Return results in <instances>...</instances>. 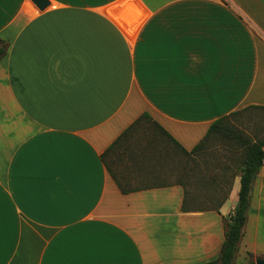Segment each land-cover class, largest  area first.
<instances>
[{
	"label": "crops",
	"instance_id": "0c3cea01",
	"mask_svg": "<svg viewBox=\"0 0 264 264\" xmlns=\"http://www.w3.org/2000/svg\"><path fill=\"white\" fill-rule=\"evenodd\" d=\"M47 1L0 0V264L215 260L239 177L217 211H184L147 171L160 141L189 152L264 107V0ZM248 253L264 258V160L234 264Z\"/></svg>",
	"mask_w": 264,
	"mask_h": 264
},
{
	"label": "rangeland",
	"instance_id": "374dc122",
	"mask_svg": "<svg viewBox=\"0 0 264 264\" xmlns=\"http://www.w3.org/2000/svg\"><path fill=\"white\" fill-rule=\"evenodd\" d=\"M253 8L258 17L264 20V17L260 16L264 6L254 4ZM223 124L229 129L240 132L242 136L248 137L251 142L264 138V111H241L229 116ZM171 143L166 140V143L160 141L158 144L155 168L153 171H147L151 175L147 177H150V181L146 182L145 186L182 183L187 191L196 196L200 202L208 201L207 198L210 197L214 199V195L216 198L223 195L220 183L216 186L215 180L217 183L223 178L229 180L232 183L230 186L232 189L233 182L239 175V162L244 150L238 140L234 141L230 137L212 134L200 150L189 155L182 150L172 152L170 148L174 149V145L172 146ZM236 184L239 186V180ZM227 187L229 184L225 186V189ZM252 260H254L253 255Z\"/></svg>",
	"mask_w": 264,
	"mask_h": 264
},
{
	"label": "trees",
	"instance_id": "16d2710c",
	"mask_svg": "<svg viewBox=\"0 0 264 264\" xmlns=\"http://www.w3.org/2000/svg\"><path fill=\"white\" fill-rule=\"evenodd\" d=\"M8 49V44L0 38V60L6 55ZM257 108L263 109L264 107H255L251 106L242 111L246 110H255ZM239 112L231 113L228 116L222 117L214 121L209 129L207 130L204 138L189 152L182 150L183 153L189 155L200 150L207 141V139L212 135H220L222 137H230L232 139L238 140L240 146L243 147V156L239 162V191L238 199L233 210L223 217L224 220V240L221 245L219 255L215 260L203 263V264H234L236 253L240 240L243 235V228L246 222V213L249 205L250 191L252 187V182L258 173L260 167L263 165L264 160V140H258L251 142L248 137H244L240 132H237L233 129L226 127L223 122L231 115H236ZM143 120H150L147 115H142L136 121H134L107 149L111 151L117 145L125 144L133 134L136 127ZM154 124V123H153ZM155 125V124H154ZM158 129L168 137V135L158 127ZM106 151V153H107ZM104 156L102 155V160L104 161ZM216 186H219L223 192L222 196L214 195V199L210 197L207 198L208 201L200 202L196 196L187 191L186 187L179 183L184 190V198L182 201V210H218L223 202L227 199L228 194L231 190V182L229 180L221 179L218 183L215 180ZM229 184V187L225 189V186ZM215 193V192H214ZM248 261L245 264H254L252 260V255L248 253Z\"/></svg>",
	"mask_w": 264,
	"mask_h": 264
},
{
	"label": "water",
	"instance_id": "95a60500",
	"mask_svg": "<svg viewBox=\"0 0 264 264\" xmlns=\"http://www.w3.org/2000/svg\"><path fill=\"white\" fill-rule=\"evenodd\" d=\"M32 3L39 11H43L49 5L47 0H32ZM254 264H264V258L254 259Z\"/></svg>",
	"mask_w": 264,
	"mask_h": 264
}]
</instances>
